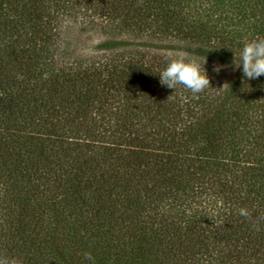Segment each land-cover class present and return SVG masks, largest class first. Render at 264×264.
Returning <instances> with one entry per match:
<instances>
[{
	"label": "trees",
	"instance_id": "trees-1",
	"mask_svg": "<svg viewBox=\"0 0 264 264\" xmlns=\"http://www.w3.org/2000/svg\"><path fill=\"white\" fill-rule=\"evenodd\" d=\"M255 37L264 0H0V252L264 264V75L234 58ZM182 52L212 87L160 84Z\"/></svg>",
	"mask_w": 264,
	"mask_h": 264
},
{
	"label": "clouds",
	"instance_id": "clouds-1",
	"mask_svg": "<svg viewBox=\"0 0 264 264\" xmlns=\"http://www.w3.org/2000/svg\"><path fill=\"white\" fill-rule=\"evenodd\" d=\"M140 2L142 3V0ZM234 58L237 61L235 67L241 69L245 80H254L264 75V37H255L245 41L239 55L234 53ZM206 63V57L201 64L196 58H191L188 53L170 54L166 67L158 75L160 84L169 89H176L177 85H182L194 96L198 95L211 86L204 68ZM223 67V65H214L213 71L219 73ZM237 214L246 219L251 217V213L245 207L239 208ZM253 228L259 231L255 223H253ZM84 259L95 264L90 253H84ZM0 264H24V262L20 257L0 252Z\"/></svg>",
	"mask_w": 264,
	"mask_h": 264
}]
</instances>
